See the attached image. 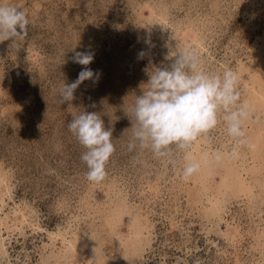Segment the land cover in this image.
Listing matches in <instances>:
<instances>
[{"label": "rangeland", "instance_id": "1", "mask_svg": "<svg viewBox=\"0 0 264 264\" xmlns=\"http://www.w3.org/2000/svg\"><path fill=\"white\" fill-rule=\"evenodd\" d=\"M0 4L29 21L18 47L0 41V264H264V0ZM185 47L208 73L236 72L250 112L246 145L228 136L223 113L194 143L199 168L187 181L183 152L173 166L128 148L145 69ZM83 51L98 80L63 103ZM85 111L112 130L100 183L85 178L86 149L68 130Z\"/></svg>", "mask_w": 264, "mask_h": 264}, {"label": "clouds", "instance_id": "2", "mask_svg": "<svg viewBox=\"0 0 264 264\" xmlns=\"http://www.w3.org/2000/svg\"><path fill=\"white\" fill-rule=\"evenodd\" d=\"M28 24L23 9L0 4V41L10 40V47H18L27 37ZM94 55L92 51L75 53L73 62L84 67L75 81L63 86V103L71 102L76 89L86 80L97 82L99 74L88 67ZM143 56V52L138 54V58ZM165 59L171 62L145 69L148 80L139 85L141 93L135 96L131 108L133 139L128 148L131 151L138 143L139 149L151 151L155 158L168 159L173 166L177 163L174 150L183 152L181 179L187 181L199 168L198 163L192 162V146L217 127L222 113L228 136L238 145L247 144L242 125L250 115L249 106L241 102L236 72L204 71L196 51L188 47L175 56L170 50ZM68 130L86 149L80 157L88 169L85 178L91 183L102 182L106 164L115 151L111 128H106L99 113L85 111L72 117ZM216 159H220L219 154Z\"/></svg>", "mask_w": 264, "mask_h": 264}]
</instances>
